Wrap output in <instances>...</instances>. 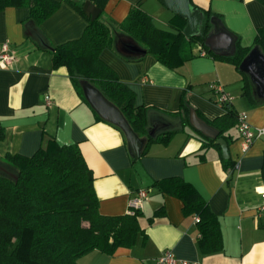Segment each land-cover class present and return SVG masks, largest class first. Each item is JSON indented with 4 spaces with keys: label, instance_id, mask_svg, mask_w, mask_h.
Listing matches in <instances>:
<instances>
[{
    "label": "crops",
    "instance_id": "crops-1",
    "mask_svg": "<svg viewBox=\"0 0 264 264\" xmlns=\"http://www.w3.org/2000/svg\"><path fill=\"white\" fill-rule=\"evenodd\" d=\"M59 1L58 8L33 27L28 6L0 10V51L7 42L16 56L11 66L0 68V164L7 166L10 155L32 156L51 140L59 146L75 145L93 174L98 210L107 216L128 214L130 198L139 189L148 190L134 243L119 246L112 254L92 250L78 259L79 264H157L167 249L190 263L264 264V212L259 211L258 193L264 189V100L256 96L252 82L253 97H248L245 80L233 63L202 55L204 49L193 43L185 49L190 57L175 69L147 51L140 56L123 53L121 44L131 42L118 39L116 27L133 8L149 15L155 27L174 31L162 28L169 10L158 0ZM85 1L100 9L96 18L113 25L115 40L100 51L99 59L131 91L135 106L147 110V135L139 136L144 145L138 159L130 155L120 128L98 118L78 95L67 68L53 64V49L84 33L90 18L83 10ZM190 4L202 11L203 20L207 12L231 33L233 52L237 45L253 47L264 28L260 0ZM213 83L233 97L228 108L245 112L255 132L246 151L236 126L225 133L230 137L228 159L236 164L232 171L224 167L220 148L209 144L189 122L191 111L206 122L225 114L226 106L210 88ZM153 127L154 140L148 142ZM167 131L172 132L168 140L156 139ZM167 178L181 179L206 203L217 219L216 240L208 235L203 240L195 222L199 216L185 212L180 198L154 186Z\"/></svg>",
    "mask_w": 264,
    "mask_h": 264
},
{
    "label": "trees",
    "instance_id": "trees-1",
    "mask_svg": "<svg viewBox=\"0 0 264 264\" xmlns=\"http://www.w3.org/2000/svg\"><path fill=\"white\" fill-rule=\"evenodd\" d=\"M59 4V0H0V10L28 6V23L33 27L50 16ZM177 17L172 26L174 31H165L155 27L141 9L133 8L117 24L118 39L146 49L170 69L181 66L190 57L185 49L191 43L199 45L205 54L230 61L238 70L241 60L253 47L264 53V28L258 31L253 47L237 45L231 54L221 55L209 51L204 44L212 29L209 13L206 12L199 33L189 39L183 34L186 20ZM114 40L111 23L89 18L81 37L53 49V64L67 68L76 92L86 103L82 80L118 107L138 136L147 135L146 108L135 106L131 91L99 59L100 51L111 47ZM240 72L245 80L244 94L253 97L248 75ZM207 123L219 132L218 138L228 141L230 137L225 133L237 127V112L225 107L223 116ZM171 135L167 131L156 139L165 141ZM204 139L220 148L214 139ZM153 140L154 137H148V142ZM8 161L7 167L17 179L0 173V264H79L78 259L92 250L112 254L117 247L134 243L140 230L137 218L141 212L100 214L93 174L75 145L59 146L51 140L32 156L10 155ZM222 162L231 171L236 165L229 159ZM261 176L264 178V165ZM154 186L177 196L185 212L199 216L197 223L203 240L207 235L213 240L218 238L216 217L190 185L179 178H167Z\"/></svg>",
    "mask_w": 264,
    "mask_h": 264
},
{
    "label": "water",
    "instance_id": "water-1",
    "mask_svg": "<svg viewBox=\"0 0 264 264\" xmlns=\"http://www.w3.org/2000/svg\"><path fill=\"white\" fill-rule=\"evenodd\" d=\"M173 14L186 20L183 33L186 37L197 35L203 22V13L199 9L193 8L190 0H158ZM83 10L94 20L100 9L85 1ZM212 29L204 40L205 46L209 51L217 54L226 55L234 50V39L231 33L219 26L215 20H210ZM121 51L126 55L140 56L146 53V50L135 43H122ZM239 70L247 74L254 85L255 94L259 99L264 100V53L257 47H253L241 60ZM83 95L90 107L98 116L110 122L121 129L123 132L127 147L133 159H138L141 155L144 141L133 131L130 124L123 116L122 112L112 102H110L96 87L86 80L81 81ZM191 126L207 138L214 139L219 145L223 159L229 158L228 146L224 139L218 138L219 132L209 125L206 121L191 111L189 115ZM154 127L148 131L149 136H154ZM0 173H3L13 179L17 176L7 167L0 164Z\"/></svg>",
    "mask_w": 264,
    "mask_h": 264
},
{
    "label": "built area",
    "instance_id": "built-area-1",
    "mask_svg": "<svg viewBox=\"0 0 264 264\" xmlns=\"http://www.w3.org/2000/svg\"><path fill=\"white\" fill-rule=\"evenodd\" d=\"M201 54L203 55L205 54V52L202 51ZM15 60H16V56L13 51L9 50L8 43L7 42L3 43L0 51V68L4 69L11 66V64ZM210 88L216 95H218L219 103L221 105L228 107L231 104L233 97L229 93L225 92L221 87V85L213 83L210 85ZM45 100L47 104L50 103L49 96H46ZM237 122H238L237 130L239 134L241 149L243 151H246L255 138V132L251 128L248 122V116L245 112L237 113ZM258 193L262 199V204L259 208V211L264 212V189L259 190ZM147 197H148V190L139 189L136 192V194L132 198H130L128 202V214L133 215L137 211H141L143 207V202L147 199ZM198 221H199V217H195V222ZM157 264H197V263H190L185 260H180L175 257V255L171 250L167 249L158 258Z\"/></svg>",
    "mask_w": 264,
    "mask_h": 264
},
{
    "label": "rangeland",
    "instance_id": "rangeland-1",
    "mask_svg": "<svg viewBox=\"0 0 264 264\" xmlns=\"http://www.w3.org/2000/svg\"><path fill=\"white\" fill-rule=\"evenodd\" d=\"M166 11H168V10H166ZM167 13V15H168V18H166V19H164V23H165V25L162 27L163 29H171L172 28V26H173V24L175 23V21L177 20V19H179L176 15H174L173 13H171V12H166ZM152 23L154 24V25H156L155 24V22H154V20L152 19ZM162 26V25H161Z\"/></svg>",
    "mask_w": 264,
    "mask_h": 264
}]
</instances>
